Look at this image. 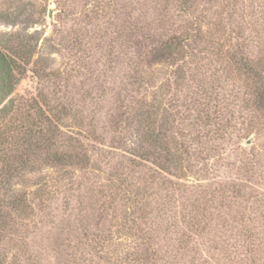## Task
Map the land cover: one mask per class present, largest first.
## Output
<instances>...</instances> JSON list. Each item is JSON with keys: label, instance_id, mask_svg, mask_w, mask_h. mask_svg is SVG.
<instances>
[{"label": "trees", "instance_id": "trees-1", "mask_svg": "<svg viewBox=\"0 0 264 264\" xmlns=\"http://www.w3.org/2000/svg\"><path fill=\"white\" fill-rule=\"evenodd\" d=\"M168 1L166 9L171 4L175 6L176 18L183 24L175 34H163L152 46L147 57L150 64L145 51L134 59L135 97L132 110L122 123L128 127L131 138L119 134L112 140L125 145L129 156L123 160L100 152L96 143L103 146L105 139L95 126L84 127L83 116L72 104L13 98L31 66L38 63V39L16 32L0 40V264H19L23 253L30 259L29 230L51 218V208L63 187L71 195L84 189L92 198L90 181L96 185L102 206L98 214L76 219L79 226L70 229L69 235L78 231L82 237L74 240V245H64L70 253L69 261L171 264L161 258L160 239H156L154 229L156 221H151L153 203L157 204L158 198L151 191L152 185L162 176L168 182L164 190L173 189L176 185L167 177H177L193 165L196 168L195 162L202 160L204 151L220 149L215 143L229 134L225 119L236 105L223 97L225 84L238 79L244 82L243 102L255 112L257 120L264 119V56L259 52L255 55L250 48L264 38V30L259 35L256 27L261 25L254 20L260 18L255 15L247 20L249 24H236L231 15L224 14V2L230 4L233 0L217 1L213 19L208 21L207 16L198 13L202 0ZM9 2L8 6H0V21L29 28L35 21L27 15L28 4L23 0ZM106 5L109 8L111 3ZM246 33L256 36L252 40ZM216 34L225 37V42L221 44ZM124 42L130 46L132 37L126 35ZM155 65L166 70L151 75L143 69ZM34 72L40 75L38 69ZM157 83L159 92L151 98ZM117 128H121L120 122ZM86 140L92 144L86 145ZM46 169L53 170L55 177L38 176ZM167 196H163L162 205L170 201L171 196ZM194 200L191 206L204 216L207 201ZM163 208H158L159 212ZM109 219L120 222L116 234L126 231V238L131 240L125 252L121 251V257L111 250L116 234L113 228H106ZM195 219L190 218L180 237L199 236L204 231ZM174 227L176 223L171 226ZM186 240H179V248L182 243L188 247ZM174 260L172 264H185L180 258Z\"/></svg>", "mask_w": 264, "mask_h": 264}, {"label": "rangeland", "instance_id": "rangeland-1", "mask_svg": "<svg viewBox=\"0 0 264 264\" xmlns=\"http://www.w3.org/2000/svg\"><path fill=\"white\" fill-rule=\"evenodd\" d=\"M9 1L0 0V6H8ZM166 1L23 0L28 4L27 15L35 22L25 29L0 21V40L16 32L36 36L38 51L35 60L38 63L31 66L13 98L46 99L52 104L59 100L61 104H72L83 116L84 127L95 126L105 139L103 146L96 143L101 153L110 158L115 156L117 160L128 158L125 145L112 140L119 134L131 138L128 127L122 123L131 112L135 97L134 59L145 51L147 60L148 52L163 34H175L183 24L176 18L175 6L171 4L166 9ZM217 1L222 2L202 0L198 7L199 16H207L206 21L213 19ZM106 3H111L109 8ZM224 7V14L231 15L236 24H249L251 17L257 15L256 18L260 19L254 20L261 25L256 27L261 35L264 30V0H233L230 4L224 2ZM167 19L170 20L165 21ZM126 35L133 40L128 47L124 42ZM249 36L253 40L256 35ZM216 37L221 44L225 42L221 34H216ZM250 48L255 55L259 52L264 56V38ZM147 61L150 64V60ZM35 69L40 71V75L35 74ZM143 69L151 75L155 72L158 75L166 67L155 65L151 69L147 66ZM159 85L157 83L152 90L151 98L158 94ZM245 92L244 82L240 79L225 84L223 97L236 105L225 119L229 134L215 143L220 149L204 151L202 160L195 162L196 168L192 164V168L178 173L177 177L164 174L176 185L173 189L164 190L168 182L162 176L152 185L151 191L156 192L158 198L157 204L153 203L151 221H156L155 236L160 239L164 262L172 264L177 257L185 264H264V119L258 117L257 120L255 112L245 105L242 100ZM119 122L123 133L118 131ZM69 125L75 126L72 122ZM84 143L92 144L88 140ZM128 145L130 147L129 142ZM55 175L53 170L46 169L38 176L53 178ZM29 178L35 179L31 175ZM88 189L92 198L84 189L72 195L66 193V187L61 189L51 208V218L27 233L30 259L23 253L19 264H73L64 245L70 242L74 245V240L82 236L78 231L69 235L70 229L79 226L76 219L79 220L80 215L98 214L102 206L103 200L96 191V185L90 181ZM165 195L171 199L162 205ZM194 199L207 201L204 216L191 206L196 201ZM158 208L165 210L159 212ZM192 216L204 231L199 236L180 237ZM118 222L110 220L106 228H113L116 234ZM174 223L177 228H171ZM125 233L122 231L114 238L111 250L118 253V257L124 254L121 251L131 242ZM178 238L187 239L188 247L182 243L179 248ZM98 262L87 260L84 264Z\"/></svg>", "mask_w": 264, "mask_h": 264}, {"label": "water", "instance_id": "water-1", "mask_svg": "<svg viewBox=\"0 0 264 264\" xmlns=\"http://www.w3.org/2000/svg\"><path fill=\"white\" fill-rule=\"evenodd\" d=\"M53 16L52 15H50V18H52Z\"/></svg>", "mask_w": 264, "mask_h": 264}]
</instances>
